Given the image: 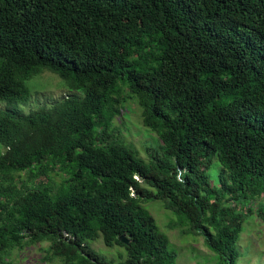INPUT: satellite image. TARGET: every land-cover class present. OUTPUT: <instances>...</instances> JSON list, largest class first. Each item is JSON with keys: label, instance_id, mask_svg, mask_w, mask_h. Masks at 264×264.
<instances>
[{"label": "trees", "instance_id": "16d2710c", "mask_svg": "<svg viewBox=\"0 0 264 264\" xmlns=\"http://www.w3.org/2000/svg\"><path fill=\"white\" fill-rule=\"evenodd\" d=\"M43 69L83 95L21 111ZM128 98L159 141L147 162L112 130ZM3 100L0 264L42 242L61 264H175L152 199L216 264L235 263L245 216L264 220V0H0ZM97 237L121 248L116 262Z\"/></svg>", "mask_w": 264, "mask_h": 264}, {"label": "rangeland", "instance_id": "374dc122", "mask_svg": "<svg viewBox=\"0 0 264 264\" xmlns=\"http://www.w3.org/2000/svg\"><path fill=\"white\" fill-rule=\"evenodd\" d=\"M24 86L27 89L25 101L15 102L23 112L49 107L65 95L77 97L83 95L82 90L68 88L59 76L45 69L26 79ZM6 105L7 101H0V110H4ZM139 111L136 102L128 98L120 108L119 114L113 117L111 124L116 138L128 144L136 157L147 162L150 160L151 152L160 156L161 150L158 147L156 134L141 125ZM217 170L218 164L213 160L207 171L211 184L217 182ZM47 177L49 182L44 176L40 177V180L49 183L54 190L59 183V175L48 172ZM259 202L264 206V194ZM143 207L153 216L158 228L167 236L168 247L176 254L175 264H216V254L207 249L202 235L188 230L187 223H179L177 215L165 209L160 200H148L143 203ZM46 245V242H42L26 245L21 249L13 248L7 259L11 264H61L56 257L43 259ZM88 245L106 262H116L118 250H121L115 245L105 246L100 237L89 241ZM236 249L238 256L234 264H264V220L261 217L254 213L244 217L236 240Z\"/></svg>", "mask_w": 264, "mask_h": 264}, {"label": "water", "instance_id": "95a60500", "mask_svg": "<svg viewBox=\"0 0 264 264\" xmlns=\"http://www.w3.org/2000/svg\"><path fill=\"white\" fill-rule=\"evenodd\" d=\"M117 240L123 244H127L129 241L128 236H125L124 234L118 235Z\"/></svg>", "mask_w": 264, "mask_h": 264}]
</instances>
